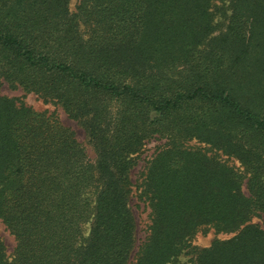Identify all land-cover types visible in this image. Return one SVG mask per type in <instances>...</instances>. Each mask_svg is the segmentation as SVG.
Returning a JSON list of instances; mask_svg holds the SVG:
<instances>
[{
	"label": "trees",
	"instance_id": "obj_1",
	"mask_svg": "<svg viewBox=\"0 0 264 264\" xmlns=\"http://www.w3.org/2000/svg\"><path fill=\"white\" fill-rule=\"evenodd\" d=\"M69 6L0 0V82L59 105L95 156L0 96V221L15 240L10 259L0 240V264H128L133 194L149 222L130 264H264V0ZM208 230L227 237L192 247Z\"/></svg>",
	"mask_w": 264,
	"mask_h": 264
},
{
	"label": "rangeland",
	"instance_id": "obj_2",
	"mask_svg": "<svg viewBox=\"0 0 264 264\" xmlns=\"http://www.w3.org/2000/svg\"><path fill=\"white\" fill-rule=\"evenodd\" d=\"M80 0H70V11L75 12V8L78 5ZM223 7L227 6V1H224ZM220 5V3H217ZM215 24L218 26V31L215 33H221L225 30L227 26V18L221 16L220 14L215 17ZM0 96L11 98L16 100L18 103H22L27 107L33 109L35 112L43 113L45 115H51L58 119V121L67 129L72 132L76 141L84 148L88 159L93 162L95 160V156L91 148L87 144L85 132L82 127L79 125L77 121L71 119L64 110L59 106L51 102L44 101L38 95L34 93L25 92L22 88H11L8 83L5 81L0 82ZM163 141L159 139H152L148 141L143 149V153L140 156L138 161V165L134 168L131 172V180L138 181L140 174L144 169V165L148 162L153 154L163 145ZM220 160H223L228 166L234 168L235 170L242 172L243 169L239 165V163L232 158H227L220 156ZM242 190L245 194L247 191L243 185ZM130 207L133 212L135 222H136V247L132 253L130 263L133 262V258L135 253L137 252V247L143 242L145 238L146 228L148 225V214L149 210L143 206L141 202L138 201L135 194L132 195L130 200ZM252 223L258 225L264 231V217L253 218ZM226 235H216L213 230H208L204 232H199L191 241L192 247L195 248H204L209 246V244L215 239H224ZM0 240L5 246L6 249V256L10 259L13 249L15 247V240L14 237L8 232L5 225L0 221ZM190 256L186 253H183L179 257V261L183 264H191L190 263Z\"/></svg>",
	"mask_w": 264,
	"mask_h": 264
}]
</instances>
